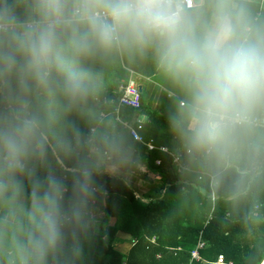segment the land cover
<instances>
[{"label": "clouds", "instance_id": "9594fccd", "mask_svg": "<svg viewBox=\"0 0 264 264\" xmlns=\"http://www.w3.org/2000/svg\"><path fill=\"white\" fill-rule=\"evenodd\" d=\"M121 59L175 86L189 164L264 224V0H0V264H82L101 178L133 164L100 108Z\"/></svg>", "mask_w": 264, "mask_h": 264}, {"label": "trees", "instance_id": "16d2710c", "mask_svg": "<svg viewBox=\"0 0 264 264\" xmlns=\"http://www.w3.org/2000/svg\"><path fill=\"white\" fill-rule=\"evenodd\" d=\"M133 72L152 79L162 87L159 107L155 111L121 109V118L142 138L136 142L121 122L114 120L112 104L103 100L115 98L114 91ZM178 92L151 60L121 59L106 70L100 108L118 128L128 133L133 164L120 176L101 178L103 191L95 201L104 213L102 220L113 219L106 230L94 231L82 264H216L220 255L232 264H264V224L258 228L245 226L246 203L229 200L227 187L217 188L196 166L190 165L168 116L174 109ZM143 122H138V117ZM147 143L154 146L148 150ZM168 147L170 153L159 148ZM179 158L174 163V157ZM159 160L157 165L155 162ZM186 166L187 169H182ZM141 179L159 188L147 204L135 198L129 178ZM164 191L161 197L160 193ZM213 192L216 199L210 198ZM264 201V191L260 193ZM264 211V209H262ZM119 235L130 240L127 252L115 247ZM202 242L198 260L191 252Z\"/></svg>", "mask_w": 264, "mask_h": 264}, {"label": "built area", "instance_id": "2783aa9c", "mask_svg": "<svg viewBox=\"0 0 264 264\" xmlns=\"http://www.w3.org/2000/svg\"><path fill=\"white\" fill-rule=\"evenodd\" d=\"M133 76H134V73L131 72L130 78L128 79V81H122L118 85V88L114 91L115 98L111 99L110 101H108L107 99H104L103 104L110 103L113 105L114 110H113L112 114L114 115V120L117 122H121L123 124V126L129 130V134L132 137V139L136 142L141 143L142 138L140 137V135L135 131V129H133L132 127L129 126L128 122L123 121L121 118V109L123 107H129V108L134 109L135 111L141 110V106H142L141 92L139 91L138 86L133 81ZM101 111L104 112L108 116L109 113L107 111H105L103 109ZM137 121L143 122V118L139 116L137 118ZM147 148H148V150H153L154 146L151 143H147ZM159 149L164 153H170V149L168 147H160ZM173 161H174V163H178L179 158L175 156ZM155 163L158 165L160 163V161L156 160ZM181 168L187 169L186 166H182ZM160 195L162 197L164 195V191H162L160 193ZM134 196H135V198L139 199L144 204H147L152 200L151 198L144 197L137 192L134 193ZM210 198L213 201L216 199V196L213 192L210 193ZM96 208L97 207H96V203H95L94 209H96ZM203 245L204 244L202 242H199V244L191 252L192 259H194V260L199 259L198 250L201 249L203 247ZM216 264H232V263L225 262L223 256L220 255L216 261Z\"/></svg>", "mask_w": 264, "mask_h": 264}, {"label": "crops", "instance_id": "0c3cea01", "mask_svg": "<svg viewBox=\"0 0 264 264\" xmlns=\"http://www.w3.org/2000/svg\"><path fill=\"white\" fill-rule=\"evenodd\" d=\"M133 81L135 82L137 86H141V99H142V107L144 108V110H147V111L157 110L159 107L160 97H161L162 90H163L162 87L159 86L152 79L141 77L135 73L133 76ZM128 181H129V184L134 188L135 192L139 193L140 195L144 197L152 198L156 196L159 192V188L155 184H145L143 182L141 185V184H138L137 179L131 178V177L128 179ZM123 236L129 240L127 236L125 235ZM263 263H264V260H263Z\"/></svg>", "mask_w": 264, "mask_h": 264}, {"label": "rangeland", "instance_id": "374dc122", "mask_svg": "<svg viewBox=\"0 0 264 264\" xmlns=\"http://www.w3.org/2000/svg\"><path fill=\"white\" fill-rule=\"evenodd\" d=\"M137 182H138V184H141L142 185V183L143 182L145 183L146 181L141 180V179H137ZM94 210H95V218H96V228H95V231H97V232L100 231V230L104 231V230H106V228L108 226H110V225L113 224L114 221L110 217H107V219L103 223L102 217L104 216V214L101 211H99L98 208H96ZM129 244H130V240H128L127 238H125L123 235H119L118 238H117V240L114 243L115 247L118 248L119 250L123 251V252H125V251L128 250Z\"/></svg>", "mask_w": 264, "mask_h": 264}, {"label": "water", "instance_id": "95a60500", "mask_svg": "<svg viewBox=\"0 0 264 264\" xmlns=\"http://www.w3.org/2000/svg\"><path fill=\"white\" fill-rule=\"evenodd\" d=\"M139 91L141 92V86H138Z\"/></svg>", "mask_w": 264, "mask_h": 264}]
</instances>
